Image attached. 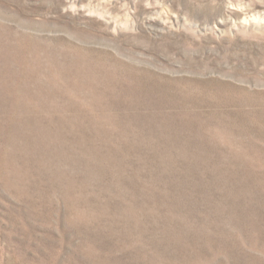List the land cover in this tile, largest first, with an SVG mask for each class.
<instances>
[{"label": "rangeland", "instance_id": "obj_1", "mask_svg": "<svg viewBox=\"0 0 264 264\" xmlns=\"http://www.w3.org/2000/svg\"><path fill=\"white\" fill-rule=\"evenodd\" d=\"M0 264H264V0H0Z\"/></svg>", "mask_w": 264, "mask_h": 264}]
</instances>
